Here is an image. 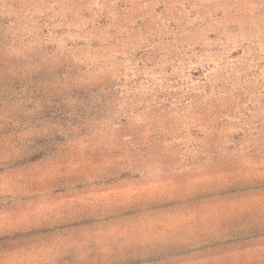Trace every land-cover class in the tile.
I'll return each instance as SVG.
<instances>
[{"label":"rangeland","instance_id":"1","mask_svg":"<svg viewBox=\"0 0 264 264\" xmlns=\"http://www.w3.org/2000/svg\"><path fill=\"white\" fill-rule=\"evenodd\" d=\"M0 264H264V0H0Z\"/></svg>","mask_w":264,"mask_h":264}]
</instances>
